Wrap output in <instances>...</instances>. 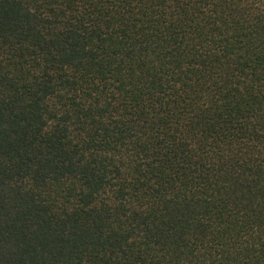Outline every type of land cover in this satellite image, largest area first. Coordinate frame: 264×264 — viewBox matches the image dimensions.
<instances>
[{
  "label": "trees",
  "instance_id": "trees-1",
  "mask_svg": "<svg viewBox=\"0 0 264 264\" xmlns=\"http://www.w3.org/2000/svg\"><path fill=\"white\" fill-rule=\"evenodd\" d=\"M0 264H264V0H0Z\"/></svg>",
  "mask_w": 264,
  "mask_h": 264
}]
</instances>
